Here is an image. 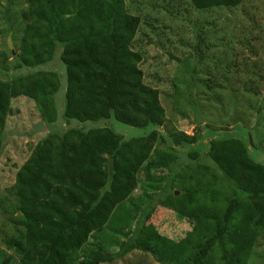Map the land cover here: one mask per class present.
<instances>
[{
    "label": "trees",
    "instance_id": "1",
    "mask_svg": "<svg viewBox=\"0 0 264 264\" xmlns=\"http://www.w3.org/2000/svg\"><path fill=\"white\" fill-rule=\"evenodd\" d=\"M190 1L196 10L204 11L234 8L252 0ZM27 5L16 67L45 66L62 48L60 61L67 79L63 116L67 121L98 122L114 117L133 128L165 126L160 93L145 84L140 68L143 56L133 49L142 20L127 12L126 0H27ZM60 88L56 72L0 81V157L12 101L19 97L33 100L42 120L54 124L59 117L55 97ZM162 138L153 130L126 141L109 128L49 134L17 172L16 210L24 232L18 231L6 246L20 257L21 264H84L79 262L80 251L138 189L139 174ZM170 138L176 146H192L200 142L201 135L181 133ZM188 156L192 161L200 157L197 152ZM207 157L229 186L215 177L202 178V170L196 187L182 186L178 195L173 191L151 201L142 214L137 206L131 211L136 214L135 234L158 206L194 221V231L175 251L132 242L122 246L120 256L137 250L160 264L249 263L264 233V164L238 138L211 140ZM230 187L234 192L230 193ZM89 257L97 263L110 260L101 246Z\"/></svg>",
    "mask_w": 264,
    "mask_h": 264
},
{
    "label": "rangeland",
    "instance_id": "2",
    "mask_svg": "<svg viewBox=\"0 0 264 264\" xmlns=\"http://www.w3.org/2000/svg\"><path fill=\"white\" fill-rule=\"evenodd\" d=\"M126 9L142 20L133 49L143 56L140 68L145 84L160 93L167 116L162 129L133 128L114 117L98 122L67 121L63 116L67 79L60 61L62 48L45 66L17 69L27 0H0V81L56 72L61 83L55 97L59 117L54 124L42 120L33 100L19 97L11 103L0 157V264H21L20 257L5 244L18 231L24 232L23 219L16 210V175L32 150L49 134L109 128L126 141L147 136L153 130L163 136L139 174L138 189L106 226L93 232L80 251L79 262L84 264H160L137 250L120 256L125 243H147L175 251L194 231V221L158 206L135 234L136 214L131 211L137 206L142 214L149 202L163 199L173 191L180 194L182 186L196 187L197 174L202 170V178L215 177L229 186L207 157L211 140L241 139L251 156L264 164V0L204 11L196 10L190 0H126ZM197 132L201 135L197 145L176 146L170 138ZM190 152H197L200 157L192 161ZM191 177L198 179L190 180ZM230 188V193L234 192ZM98 246L109 257L108 262L97 263L89 257ZM248 264H264V233Z\"/></svg>",
    "mask_w": 264,
    "mask_h": 264
},
{
    "label": "water",
    "instance_id": "3",
    "mask_svg": "<svg viewBox=\"0 0 264 264\" xmlns=\"http://www.w3.org/2000/svg\"><path fill=\"white\" fill-rule=\"evenodd\" d=\"M176 195H178V193H176Z\"/></svg>",
    "mask_w": 264,
    "mask_h": 264
}]
</instances>
